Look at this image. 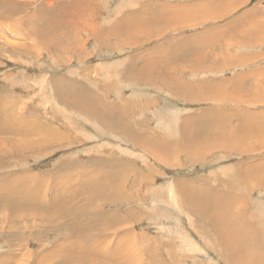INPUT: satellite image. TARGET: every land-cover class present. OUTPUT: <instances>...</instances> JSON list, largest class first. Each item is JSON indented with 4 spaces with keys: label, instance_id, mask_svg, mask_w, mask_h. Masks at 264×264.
<instances>
[{
    "label": "rangeland",
    "instance_id": "374dc122",
    "mask_svg": "<svg viewBox=\"0 0 264 264\" xmlns=\"http://www.w3.org/2000/svg\"><path fill=\"white\" fill-rule=\"evenodd\" d=\"M195 1L207 3L206 7L215 3ZM7 3L9 15L0 17V127L12 125L0 130V144L7 150L0 152V194H12L21 201L26 196L31 198V194L21 197L17 191L3 188L6 179L16 178L19 184H26L21 186V192L38 189L43 195L48 190L47 198H43L47 203L42 204L54 207L58 219H64L61 214H71L75 209L78 214H91L89 206L96 204V216L101 217L105 211L108 214L97 222V228L83 225L91 228L81 238L63 224L55 225L61 220H3V213L14 212L10 204L0 200V264H36L38 257L40 264H86L74 253L77 246L84 244L93 248L89 259L100 264H237L245 262V254L251 258L247 242L235 231L254 227L258 235L260 232L256 239L264 241V174L252 178L259 186H251V180L248 186L240 177V169L264 165L260 162L264 156H251L248 150L252 148L235 143L234 133L227 135L230 116L217 119L210 113L197 115V104L182 98L188 94L177 96L172 92V81L158 82V76H154L164 64L165 35L178 27V22L188 19L193 23L191 18H203L206 22L207 14L223 17L230 11L223 13L226 7L220 4L202 15L198 8H191L198 11V16H189L186 7L181 9L192 3L188 0ZM247 4L264 8V0H248ZM158 14L162 19L152 21L151 17L157 18ZM185 26L191 25L178 28ZM144 66L146 71H140ZM189 85L196 88L195 84ZM73 98L83 101L88 111L75 109L73 101H69ZM197 116L202 119L200 127ZM64 122L68 124L67 130L58 128ZM28 125L31 134L26 145L40 139V126L43 133L52 131V126L61 132L45 139L42 150L12 152L13 143H23L21 136ZM137 126L140 128L136 129ZM188 134L199 136V140L188 141ZM217 135L228 138L215 145L205 141ZM153 137L158 142L156 147ZM225 144L229 147L222 148ZM178 145L181 150L176 153L174 148ZM149 149L165 152L168 157L157 159ZM71 159L87 165L80 171L92 174L91 182L100 181L102 178L93 174L107 168L117 185L113 190L89 187L87 192L76 185V178L54 177L76 164ZM32 174L41 177L37 188L30 182ZM55 186L59 195L53 198ZM55 192L56 189L54 195ZM102 193L115 198L104 202ZM36 197L41 199L38 194ZM189 197L198 199L200 204L188 203ZM201 208L209 210L211 219L223 226L214 227L201 216ZM229 229L242 243V255L235 253L236 247L230 249L227 245L235 253L232 262L219 236ZM7 252L14 254L12 261L4 256ZM64 254L71 255L69 259L73 261L66 262ZM173 255L175 261H170ZM252 260L250 264H259L255 257Z\"/></svg>",
    "mask_w": 264,
    "mask_h": 264
},
{
    "label": "crops",
    "instance_id": "0c3cea01",
    "mask_svg": "<svg viewBox=\"0 0 264 264\" xmlns=\"http://www.w3.org/2000/svg\"><path fill=\"white\" fill-rule=\"evenodd\" d=\"M193 1L181 7H186L190 16L194 13L191 8H198L202 15L222 2L226 6L223 13L230 12L223 17L206 15V22L196 18L198 29L197 25L171 29L164 38V64L156 71L155 80L195 84L196 88L182 98L197 104V115L230 116L231 129L226 133L232 130L235 143L252 148L248 150L251 156L263 157L264 8L249 6L248 0H215L207 7V3ZM208 22L211 26H206ZM255 255L264 264V257ZM253 257L245 254V262H238L250 264Z\"/></svg>",
    "mask_w": 264,
    "mask_h": 264
},
{
    "label": "bare ground",
    "instance_id": "6f19581e",
    "mask_svg": "<svg viewBox=\"0 0 264 264\" xmlns=\"http://www.w3.org/2000/svg\"><path fill=\"white\" fill-rule=\"evenodd\" d=\"M221 2V1H220ZM216 3V2H215ZM223 3V2H222ZM221 3V4H222ZM10 5V3H7V0H0V17H4L5 16V14L6 15H9L8 14V11L6 10L7 8H8V6ZM12 6V5H11ZM16 7V6H15ZM226 6H223V8H225ZM220 8H222V6L220 7ZM207 9V8H206ZM211 9H212V7H211ZM11 10V9H10ZM14 10H15V8H14ZM208 10V9H207ZM170 14V13H169ZM193 14V16H195V17H197L198 16V11H196V12H194V13H192ZM179 15H181V13L179 14ZM208 15V14H207ZM210 15V14H209ZM161 16L162 15H156V17L157 18H153V16L151 17V20L152 21H156V20H159V19H162L161 18ZM190 16V15H189ZM201 16V15H200ZM8 17V16H7ZM205 17H206V15H205ZM153 18V19H152ZM192 19V22L194 23L196 20V18H191ZM188 21V19H186L185 21H181V22H178L177 24H176V26H182L183 24H186V25H193V23H189V22H187ZM160 29V28H159ZM164 30V29H163ZM163 30L161 31V32H163ZM48 41V40H47ZM41 42H43V41H41ZM41 44V43H40ZM42 46H44V45H42ZM234 58V57H233ZM235 59V58H234ZM235 61V60H234ZM150 67V66H149ZM140 71H143V72H145L146 71V67L144 66L143 68H141V70ZM130 73V72H129ZM138 73V72H137ZM140 73V72H139ZM128 75V74H127ZM128 77V76H127ZM131 81H132V79H131ZM174 83V85H172V90H173V92L178 96V95H185V94H188L189 92H191V90H192V85L190 86L189 84H184V83H180V82H173ZM66 97V96H65ZM93 97V96H92ZM74 99V98H73ZM103 99V98H102ZM76 99H74V100H69V101H73V104H72V106L75 108V109H84L85 111H88V108H86V106H85V103H82V102H79V101H75ZM104 100V99H103ZM75 101V102H74ZM79 102V103H78ZM69 103V102H68ZM129 104V103H128ZM131 105H132V103H131ZM71 105H69V107H70ZM72 106H71V108H72ZM134 107V106H133ZM126 108H128V107H126ZM130 113V112H129ZM4 114V113H3ZM5 116V115H4ZM124 116V115H123ZM130 116V115H129ZM121 117V116H120ZM123 118V117H122ZM197 118H198V120H199V127H200V125H201V123H202V119H201V117L200 116H197ZM99 121V120H98ZM135 121V120H134ZM145 121V120H144ZM1 122V121H0ZM130 122V121H129ZM141 122V121H140ZM65 123V122H64ZM16 124V123H15ZM103 124V123H102ZM134 124H136L135 122H134ZM133 124V125H134ZM139 124H141V123H139ZM142 124H143V122H142ZM12 125V123H7V124H5V125H3V126H1L0 127V130H7V129H9L10 128V126ZM31 125V124H30ZM67 125L68 124H64V126H61V125H59L58 126V128H60L61 130L62 129H65V130H67ZM107 126V125H106ZM110 126H112V125H110ZM136 126V125H135ZM39 127V126H38ZM37 127V128H38ZM53 128L51 129L52 131H50V132H48V133H43V130H44V128L43 127H39V129L41 128V134H40V139L38 140V141H36V142H34V143H30V144H27L26 145V142H27V140H28V138L30 137V134H28L29 132H30V126L28 125V129L26 128V131L22 134V142L23 143H17V144H14L13 143V145H11V147H15L14 149H10L12 152H14V151H16V150H18V151H26V152H28V148H32L33 149V151H37L38 149H41L42 150V147L41 146H43L45 143H47V141L45 140V139H47V138H53V137H56L60 132H61V130H59L57 127H54V126H52ZM134 127V126H133ZM138 127L139 126H137V128L136 129H138ZM140 127H142V125L140 126ZM139 127V128H140ZM13 128V127H12ZM47 128V127H46ZM135 128V127H134ZM144 128H146V127H144ZM48 129V128H47ZM129 129H131V128H129ZM147 129V128H146ZM148 129H150V128H148ZM15 130V129H14ZM114 130H116V129H114ZM141 130H143L142 128H141ZM117 131H118V128H117ZM133 130L131 129V131L130 132H132ZM137 131V130H136ZM119 132V131H118ZM121 133H122V131H120ZM129 132V133H130ZM13 133H14V131H13ZM126 133V132H125ZM145 133H147V131H145ZM144 133V134H145ZM148 133H150V132H148ZM195 133V132H194ZM233 132L232 131H230V133L229 134H227L229 137L231 136V134H232ZM28 134V135H27ZM110 134H111V132H110ZM122 134H124V133H122ZM140 134V133H139ZM142 134V133H141ZM152 134V133H151ZM196 134V133H195ZM33 135L35 136V133H33ZM112 135H113V133H112ZM129 135V134H128ZM131 135H132V133H131ZM143 135V134H142ZM147 134H145V136H146ZM68 136H70L69 134H68ZM145 136H143L142 138H144ZM188 136H190V138H189V140L188 141H193V140H195V139H198L199 140V136L198 137H194V136H192V135H190V134H188ZM112 137V136H111ZM125 137H126V134H125ZM128 137H130V136H128ZM127 137V138H128ZM133 137V136H132ZM137 137V136H136ZM140 137H141V135H140ZM139 137V139H141ZM33 137H32V135H31V139H32ZM103 138V137H102ZM121 138V137H120ZM126 138V139H127ZM138 138V137H137ZM147 138V137H146ZM228 137L227 136H220V135H217L215 138H208V139H206L205 141L206 142H208V143H211V144H216V143H225L226 141V139H227ZM145 139V138H144ZM148 139V138H147ZM144 141V140H143ZM148 141V140H147ZM187 141V142H188ZM153 142H155V147H156V145H158V142H157V139H156V137H153ZM171 142V141H170ZM179 142H181V141H179ZM141 143V142H140ZM143 143V142H142ZM180 144H182V145H184V143H180ZM179 144V145H180ZM173 145H174V143H173ZM179 145L176 147V146H173V147H176V149L174 148V150H175V152L177 153H179V150H181V149H179ZM185 146V145H184ZM186 146H187V144H186ZM39 147H41V148H39ZM172 146H171V148H173ZM110 148V147H109ZM124 149V148H123ZM199 149V148H198ZM9 150V151H10ZM161 150H163L162 149V147H161ZM202 150V149H201ZM201 150H200V152H201ZM4 151H7V150H5V148L3 147V145L2 144H0V152H4ZM10 151V152H11ZM39 151V150H38ZM149 151L152 153V154H155V156H156V158L157 159H159V158H167L168 156L165 154V152L163 153H159L157 150L156 151H154V150H152V149H149ZM171 151H172V149H171ZM105 152V151H104ZM199 152V153H200ZM102 153V152H101ZM156 153H158V154H156ZM173 153V152H172ZM199 153H197V155L199 154ZM108 154V153H107ZM181 154V153H180ZM180 154H179V156H180ZM189 154V153H188ZM169 155V154H168ZM159 156V157H158ZM176 156V155H175ZM178 156V155H177ZM172 157V156H171ZM132 158V157H131ZM176 158V157H175ZM88 159V158H87ZM71 162H75L76 164L75 165H73V166H70V167H65L64 168V170L63 171H66V173H58V174H56L55 173V175H53L54 177H56L57 179H61V178H69V180L70 179H72V178H76V185H81L82 186V190H84V191H87L86 189L87 188H94V190H95V187L97 186V188H100L101 187V190L103 189V187L106 189V190H113L114 189V187L117 185V183H116V181H114L111 177L113 176V174H112V172L110 171V170H108L107 168H104V171H103V169H101V173L100 174H98V173H94L93 175H94V177H99L100 176V178H102L100 181H98V182H95V183H93V182H91L90 181V178H91V176H92V174H87V173H82L81 171H80V168H82V170L83 169H85L86 167L85 166H87V165H83V162H79V160L77 161L76 159H71L70 160ZM70 162V163H71ZM70 163H68L69 165H70ZM133 163V162H132ZM135 163V162H134ZM63 165V164H62ZM59 166V165H58ZM61 166V165H60ZM59 166V167H60ZM64 167V166H63ZM88 167H90L91 168V165L90 166H88ZM78 170V171H77ZM50 171V170H49ZM88 171H90V169L88 170ZM92 171V170H91ZM135 171V170H134ZM74 172H76V176H74ZM79 172V173H78ZM264 172V165H254V166H250V167H247V168H241L240 169V177H241V179L242 180H244V181H246V183L248 184V186H249V184H250V180H251V186H253V187H255V186H259V183H253L252 182V178H258V177H261L262 176V174H264L263 173ZM137 173V172H136ZM30 174V173H29ZM54 174V173H53ZM28 175V174H27ZM34 174H32V177H30V182L32 183V185L35 187V188H37V187H39L40 186V181H41V177L40 176H33ZM26 176V175H25ZM29 176V175H28ZM27 177V176H26ZM15 180H8V179H6V182H5V185H4V189H12V190H14V191H17V194H20L21 195V197L23 196V195H25V194H31V198H29L28 196H26V197H23V199H22V201L18 198V197H16V196H14V195H12V194H3V195H1L0 194V200H1V202L3 203V204H10L11 206H10V208L13 210V212L14 213H9V212H5V213H3L2 215H4V216H2L1 218L3 219V220H7V221H9L10 223H12V222H19V221H26V220H30L31 218H33L32 220H35L36 219V221L37 220H45V221H57V220H61V219H58L57 218V214H56V212H54V207L53 208H51V207H49L48 205H46V204H42V203H47L45 200H43V198H45L46 196H47V193H48V190L47 191H45L44 193H43V195H42V193H40L39 192V190L38 189H36V191H33V190H30V191H27L26 193H24V192H21V191H19L20 189H22L21 188V186H25L26 184H25V182L23 183V184H19L17 181H16V178H14ZM26 180V179H25ZM66 180V179H65ZM68 179L66 180V182H68L69 181ZM27 181H29V180H27ZM58 182H60V180L58 181ZM62 182V181H61ZM71 182V181H70ZM7 183V184H6ZM57 184V182L55 183V185ZM242 186H245V184L244 183H240ZM29 185V184H28ZM11 186V187H10ZM61 187H63V186H61ZM79 187V186H78ZM247 187V186H246ZM54 188V187H53ZM79 188H81V187H79ZM1 189V188H0ZM56 189V192H55V195H54V190ZM55 189H53V191L51 192V194H52V197L53 198H56V197H58V195H59V192H58V189H57V186H55ZM75 189V188H74ZM73 188H72V190H74ZM51 190V189H50ZM68 190V189H67ZM78 190V189H77ZM97 190V189H96ZM79 192H81V191H79ZM88 192V191H87ZM91 192V191H90ZM110 192V191H109ZM0 193H2V192H0ZM73 193H74V191H73ZM38 194V197H41V195H42V197H41V199H37V197H36V195ZM76 194H77V191H76ZM75 194V195H76ZM100 194V193H99ZM103 194V193H102ZM107 194V193H106ZM246 195V194H245ZM32 196H34V197H32ZM67 197V196H66ZM76 197V196H75ZM74 197V198H75ZM77 197H78V195H77ZM47 198V197H46ZM45 198V199H46ZM61 198V197H60ZM86 198V197H85ZM103 201L104 202H107V201H109V200H111V199H114L115 198V196L113 195V194H108L107 196L105 195V194H103ZM68 199V198H67ZM100 199H102V197H100ZM185 199V198H184ZM66 200V199H65ZM95 201H96V198L94 199ZM48 201V200H47ZM187 201V200H186ZM189 201L190 202H196V204L198 205V204H200L199 202H198V199H194V198H191V197H189L188 198V203H189ZM228 201V200H227ZM243 202V201H242ZM42 205V206H41ZM92 205V204H91ZM98 204H96L95 206H89L90 207V209H92L93 211H92V213L91 214H88V215H86V214H78L75 210H77V209H75L76 207L75 206H72V208L73 207H75L74 209L75 210H73L72 212H71V214H72V216H73V218H72V216H71V214H67V212H66V214L67 215H65V213H63V214H61L60 216H63L64 217V219L66 218V220H64V219H62L61 220V222H59V221H57L56 223H55V225L56 224H63V226H65L67 229L69 228V230L70 231H73L74 230V234L75 235H77L78 237H81V238H84L85 236H86V232H88V230L91 228H88V227H84L83 225H85V224H89V225H91L92 227H98L99 226V224H97V222H99L100 221V219L104 216V217H107L106 216V214H108V212H103L102 214H101V217H98V216H96V212L99 210L96 206H97ZM63 206V205H62ZM77 206V205H76ZM79 206V205H78ZM80 207V206H79ZM82 207H84V206H82ZM244 207H245V205H244ZM66 208H64L63 210H65ZM82 209V208H81ZM80 209V210H81ZM95 209V210H94ZM42 210H47V212H45V211H42ZM85 210V209H84ZM201 210H202V208H201ZM242 210V209H241ZM88 211V210H87ZM87 211H85V212H87ZM82 212V211H81ZM90 212V211H89ZM55 213V214H54ZM88 213V212H87ZM202 217H204V218H208L209 220H210V222H211V224L214 226V227H219V225H221V224H218L217 223V221L215 220V219H211V217H210V214H209V210H206V211H203L202 210ZM39 218V219H38ZM71 218H72V220L74 221L73 222V224H72V222H71ZM37 223H39V222H37ZM66 223V224H65ZM26 224V223H25ZM35 224V223H34ZM20 225V224H19ZM54 224H53V227L55 226ZM38 226V225H37ZM221 226H223V225H221ZM13 227V226H12ZM17 228V227H16ZM39 228V227H38ZM221 229H223L222 227H220ZM21 229V228H20ZM258 231V229L256 230L254 227H251L249 230H242V231H235L236 232V234H237V236H243V238L245 239V241L247 242V244H248V248H249V250L248 251H250L249 253H250V255H252V256H254L257 260H258V262H259V264H262V261L261 260H259V258L255 255V253L253 252V250L256 252V254L258 255V256H261V257H264V241L262 240V239H260V237H259V239H256V232ZM224 232V231H223ZM34 233V232H33ZM42 233V232H41ZM218 234H219V232H217ZM30 234V233H29ZM46 234V233H45ZM234 231H232V230H230L229 229V232H224V233H220L219 234V236H220V238L223 240V241H220V243L221 244H224V246L227 248V252H229L228 254V257L231 259L232 257H233V255L236 253V254H238V255H242V253H241V246H242V243H241V240H239L238 238H234L233 236H234ZM39 235V234H38ZM258 236H260V232H259V235L257 234V238H258ZM256 239V240H255ZM83 241L84 240H81V242L83 243ZM219 243V244H220ZM84 244V243H83ZM227 245H229L230 246V249H231V247H236L237 248V251L235 252V253H233L231 250L229 251V249H228V246ZM76 246V244H74V247ZM253 249V250H252ZM42 250V249H41ZM153 250V249H152ZM74 253H78L79 255H77L76 254V256H77V258H79V261H83L84 263H86V264H90V261H91V264H100V263H94L91 259H89V257L90 256H92L94 253H93V248H91L90 246H85V244H84V247H79V246H77L76 248H75V250H74ZM50 254V253H49ZM48 254V255H49ZM12 255H14V254H10V252L8 253H6L4 256L5 257H7V258H9L11 261H12V259H13V257H12ZM30 255V254H29ZM35 255V254H34ZM64 259L66 260V262H67V260H69V263L71 262V261H73V259H69V257L71 256V255H65L64 254ZM226 256V255H225ZM17 258V257H16ZM175 258H176V256H170V261H175ZM111 259V258H110ZM121 259V258H120ZM51 260V259H50ZM3 261V260H2ZM10 261V262H11ZM54 262V261H53ZM35 263L36 264H40V262H39V257L36 259V261H35ZM6 264V263H5ZM82 264V263H81ZM237 264H240V262H237Z\"/></svg>",
    "mask_w": 264,
    "mask_h": 264
}]
</instances>
